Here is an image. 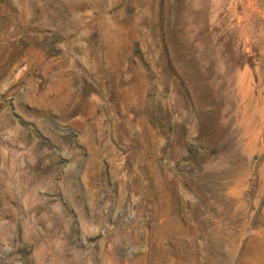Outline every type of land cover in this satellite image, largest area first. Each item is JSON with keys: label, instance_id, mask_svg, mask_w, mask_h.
Listing matches in <instances>:
<instances>
[{"label": "rangeland", "instance_id": "374dc122", "mask_svg": "<svg viewBox=\"0 0 264 264\" xmlns=\"http://www.w3.org/2000/svg\"><path fill=\"white\" fill-rule=\"evenodd\" d=\"M0 264H264V0H0Z\"/></svg>", "mask_w": 264, "mask_h": 264}]
</instances>
